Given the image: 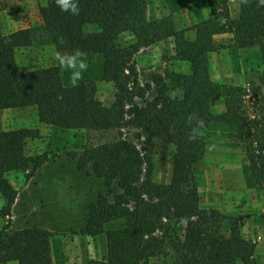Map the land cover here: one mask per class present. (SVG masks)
<instances>
[{"label":"trees","instance_id":"1","mask_svg":"<svg viewBox=\"0 0 264 264\" xmlns=\"http://www.w3.org/2000/svg\"><path fill=\"white\" fill-rule=\"evenodd\" d=\"M208 16L189 28L175 29L170 14L146 15L145 0H79L78 16L61 12L55 0L36 7L52 46L61 51L80 48L102 55L101 80L111 85L112 100L105 104L96 96L93 82H62L55 64L21 69L15 52L27 44L22 30L2 33L0 28V112L31 106L37 122L67 130H114V140L84 148L75 158V168L102 180L106 191L89 205L83 230L90 234L103 224L122 219L123 225L104 231L105 254L83 264H145L151 257L168 254L173 264H254V243L241 231V216L201 207L192 174V164L203 155L204 136L189 142V113L196 112L206 125L230 122L244 145L250 178L264 198V110L248 118L240 98L227 96L223 110L211 113L209 103L220 86L208 73L207 53L216 49L214 36L231 34L237 48L256 47L264 80V6L257 0L240 5L229 14L230 0H203ZM133 42L120 45L122 34ZM66 43L59 45L57 37ZM166 39L173 58L186 65L184 71L165 70L149 82L138 79L133 55ZM177 89L180 96L169 91ZM258 118H255V116ZM135 129L141 145L122 137V130ZM35 128L3 129L0 126V216H7L16 191L6 175L24 169L36 170L44 158L27 156V139L36 138ZM155 139L174 145L169 179L152 180L151 150ZM74 157L75 155H71ZM184 224L178 235L174 226ZM50 232L24 227L11 232L0 229V264H51Z\"/></svg>","mask_w":264,"mask_h":264},{"label":"rangeland","instance_id":"2","mask_svg":"<svg viewBox=\"0 0 264 264\" xmlns=\"http://www.w3.org/2000/svg\"><path fill=\"white\" fill-rule=\"evenodd\" d=\"M44 0H0V27L22 30L27 44L15 52L21 69L55 64L45 60L46 49L52 46L36 7ZM146 15L156 18L170 14L175 29H183L191 38L193 24L208 16L203 0H145ZM229 14L236 16L237 0L228 3ZM216 49L207 53L208 73L219 84L218 96L209 103L211 113L223 110L227 96L240 98V109L252 118L264 110V80L257 48H237L231 44V34L214 36ZM120 45L133 42L124 33L117 38ZM87 53L88 70L78 83L93 82L96 96L105 104L112 100L113 89L101 80L102 55L97 51ZM138 79L149 82L151 77L165 70L181 72L186 65L173 58L170 39L139 48L133 55ZM62 82L71 85L68 70L59 68ZM170 94L180 96L177 89ZM264 113V112H263ZM255 118H258L256 115ZM3 129L35 128L36 138L27 139L24 153L44 158L36 170L24 169L7 173L6 178L16 191L9 215L0 216V229L11 232L24 227H41L50 232L49 247L57 256L63 254L70 264H83L89 259H100L105 254L104 231L123 225L122 219L103 224L88 234L83 230L88 207L98 193L106 191L102 180L92 173H82L75 168V158L89 146L109 142L116 138L114 130H67L37 122L31 106L7 108L0 112ZM137 130L124 129L122 137L141 145ZM235 126L230 122L211 121L205 127L202 157L192 164V174L201 207H214L223 213L241 216V231L254 243L253 263L264 264V198L255 188L248 171L244 145L238 141ZM215 145L212 151L207 148ZM174 145L155 139L151 150L152 180L166 183L169 179ZM75 155L72 157L71 155ZM4 200L0 195V208ZM183 234L184 224L174 226ZM15 264V263H5ZM145 264H173L168 254L151 257Z\"/></svg>","mask_w":264,"mask_h":264},{"label":"clouds","instance_id":"3","mask_svg":"<svg viewBox=\"0 0 264 264\" xmlns=\"http://www.w3.org/2000/svg\"><path fill=\"white\" fill-rule=\"evenodd\" d=\"M250 0H239L240 5H248ZM57 8L61 12H66L73 16L80 15L81 8L79 0H55ZM257 6H264V0H257ZM59 45L66 43L63 36L57 37ZM87 53L80 49L75 48L71 51H61L55 45L46 49L45 60H52L55 65L61 69L68 70L69 81L72 86H76L77 83L83 79V74L88 70ZM47 67V64H45ZM186 122L190 126L188 132L189 142H196L200 140L205 134L206 122L199 116L198 113H189L186 117ZM215 145L208 146L207 150L212 151Z\"/></svg>","mask_w":264,"mask_h":264},{"label":"crops","instance_id":"4","mask_svg":"<svg viewBox=\"0 0 264 264\" xmlns=\"http://www.w3.org/2000/svg\"><path fill=\"white\" fill-rule=\"evenodd\" d=\"M1 28V27H0ZM2 31V30H1ZM11 31V30H8ZM7 31V32H8ZM5 32V33H7ZM3 33V32H2ZM50 260H51V264H70L65 256L63 254L57 256L52 250H50Z\"/></svg>","mask_w":264,"mask_h":264},{"label":"built area","instance_id":"5","mask_svg":"<svg viewBox=\"0 0 264 264\" xmlns=\"http://www.w3.org/2000/svg\"><path fill=\"white\" fill-rule=\"evenodd\" d=\"M262 115L264 116V113Z\"/></svg>","mask_w":264,"mask_h":264}]
</instances>
